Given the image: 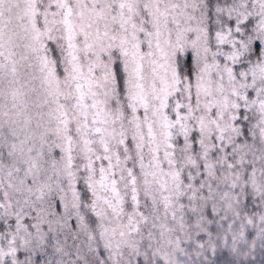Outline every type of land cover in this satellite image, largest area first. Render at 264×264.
Returning a JSON list of instances; mask_svg holds the SVG:
<instances>
[{"label": "snow or ice", "instance_id": "obj_1", "mask_svg": "<svg viewBox=\"0 0 264 264\" xmlns=\"http://www.w3.org/2000/svg\"><path fill=\"white\" fill-rule=\"evenodd\" d=\"M0 264H264V0H0Z\"/></svg>", "mask_w": 264, "mask_h": 264}]
</instances>
